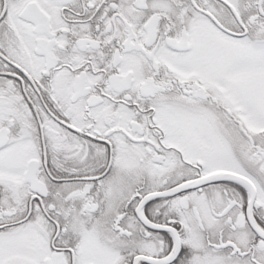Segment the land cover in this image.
<instances>
[{
  "label": "snow or ice",
  "instance_id": "6c2138e0",
  "mask_svg": "<svg viewBox=\"0 0 264 264\" xmlns=\"http://www.w3.org/2000/svg\"><path fill=\"white\" fill-rule=\"evenodd\" d=\"M0 264H264V0H0Z\"/></svg>",
  "mask_w": 264,
  "mask_h": 264
}]
</instances>
